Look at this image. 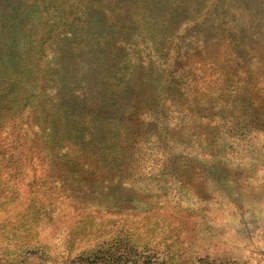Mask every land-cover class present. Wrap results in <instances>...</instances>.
Instances as JSON below:
<instances>
[{
	"label": "rangeland",
	"instance_id": "rangeland-1",
	"mask_svg": "<svg viewBox=\"0 0 264 264\" xmlns=\"http://www.w3.org/2000/svg\"><path fill=\"white\" fill-rule=\"evenodd\" d=\"M222 1L157 4L188 102L166 99L128 168H60L28 116L0 128V264H264V4Z\"/></svg>",
	"mask_w": 264,
	"mask_h": 264
},
{
	"label": "trees",
	"instance_id": "trees-1",
	"mask_svg": "<svg viewBox=\"0 0 264 264\" xmlns=\"http://www.w3.org/2000/svg\"><path fill=\"white\" fill-rule=\"evenodd\" d=\"M160 1L0 0V128L18 130L28 116L60 168L94 170L87 159L106 154L128 168L141 138L158 135L148 126L165 114L166 99L186 100L172 45L160 36L157 21L169 12ZM238 5L257 16L260 4ZM160 57L165 83L153 76Z\"/></svg>",
	"mask_w": 264,
	"mask_h": 264
}]
</instances>
